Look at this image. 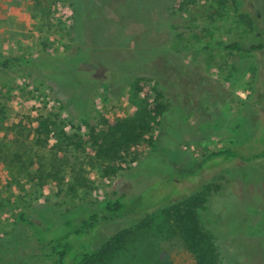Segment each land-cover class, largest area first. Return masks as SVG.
Listing matches in <instances>:
<instances>
[{
    "label": "rangeland",
    "instance_id": "374dc122",
    "mask_svg": "<svg viewBox=\"0 0 264 264\" xmlns=\"http://www.w3.org/2000/svg\"><path fill=\"white\" fill-rule=\"evenodd\" d=\"M80 10L93 45L74 39L73 0H0V55L88 70L80 71L85 89L97 80L83 113L38 71L0 69V236L18 210L46 201L59 213L78 204L102 212L103 201L122 197L136 212L109 220L100 235L130 234L90 264H194L160 211L205 191L198 215L221 264H264V157L243 158L264 149L263 0H85ZM120 64L166 75L158 84L140 69L114 88L106 68ZM156 104L172 108L163 120ZM123 118L147 123L108 176L91 128L101 134L106 119ZM45 119L55 139L37 132ZM230 148L241 155L206 160ZM145 220L150 227L139 229ZM74 237L89 244L88 233Z\"/></svg>",
    "mask_w": 264,
    "mask_h": 264
},
{
    "label": "trees",
    "instance_id": "16d2710c",
    "mask_svg": "<svg viewBox=\"0 0 264 264\" xmlns=\"http://www.w3.org/2000/svg\"><path fill=\"white\" fill-rule=\"evenodd\" d=\"M83 2L85 0H73L74 39L82 45H93L92 39H89L86 31L80 26L83 14L80 9L83 8ZM241 16L243 17V14ZM134 46L135 44L131 47L134 48ZM91 48L92 46L89 50ZM228 48L243 51L238 43L229 44ZM120 65L118 68L111 67V65H109V69L106 68L110 71L109 79L114 88L123 83L127 84L131 73L140 69L153 74L158 84H162V79L166 75L162 68H160L161 72H157L140 65ZM0 69L38 71L36 72L38 75L53 80L58 88L67 94L68 99L75 104L76 108L83 113L87 105L86 100L94 91L97 82L90 76L87 81L91 83V87L85 89V86H78V84H83L81 76L85 74L80 71L88 70H75L64 66V62L60 65L58 60L26 55L5 56L1 54ZM171 110L172 108H166L164 104H156L152 111L154 116H159L163 120ZM46 120L48 119L40 120L36 128L37 132L39 135L43 134L47 138L55 139L56 132L50 128V124L46 123ZM104 122L107 124V130L101 134L94 128H91V131L95 144L99 146L100 155L110 161L104 167V174L111 176L116 174L121 167L116 163L122 158V149L139 143L147 122L144 119L131 118L120 119L114 124L109 123L107 119ZM240 155V152L230 148L213 152L207 156L206 160L215 157L230 159ZM262 157H264V149L243 158L250 161ZM206 202V193L201 191L164 204L160 211L163 217L162 224L170 227L180 237L185 248L192 255L194 264H221L214 238L203 227L198 215V210L201 206L206 205ZM101 207L102 212L78 204L64 213H59L57 204L46 201L42 207L32 206L29 211L18 210L15 213L12 232L6 236H0V264H90L96 261L102 262L130 234V232L115 231L104 238L103 235H100L102 226L115 217L133 214L136 211L127 209L126 202L122 197L106 199ZM35 212L37 216H35ZM32 217L40 218L43 224H37ZM146 224L147 220L141 223L138 228L142 230ZM147 226L150 227L149 224ZM46 232H51V236L43 238ZM86 233L90 236L89 244L86 245L81 238L76 244L74 236L81 237ZM97 242H100L99 247L95 246Z\"/></svg>",
    "mask_w": 264,
    "mask_h": 264
},
{
    "label": "water",
    "instance_id": "95a60500",
    "mask_svg": "<svg viewBox=\"0 0 264 264\" xmlns=\"http://www.w3.org/2000/svg\"><path fill=\"white\" fill-rule=\"evenodd\" d=\"M263 2H264V0H263Z\"/></svg>",
    "mask_w": 264,
    "mask_h": 264
}]
</instances>
